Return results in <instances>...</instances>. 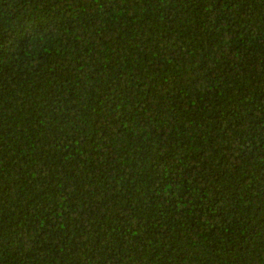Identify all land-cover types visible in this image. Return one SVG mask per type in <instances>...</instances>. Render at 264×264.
Instances as JSON below:
<instances>
[{"label": "trees", "instance_id": "obj_1", "mask_svg": "<svg viewBox=\"0 0 264 264\" xmlns=\"http://www.w3.org/2000/svg\"><path fill=\"white\" fill-rule=\"evenodd\" d=\"M0 264H264V0H0Z\"/></svg>", "mask_w": 264, "mask_h": 264}]
</instances>
